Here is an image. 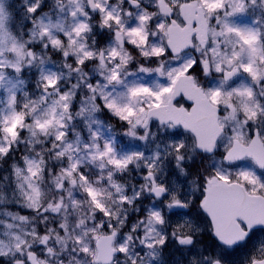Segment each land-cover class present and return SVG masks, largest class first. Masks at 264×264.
Wrapping results in <instances>:
<instances>
[{
	"label": "snow or ice",
	"instance_id": "6c2138e0",
	"mask_svg": "<svg viewBox=\"0 0 264 264\" xmlns=\"http://www.w3.org/2000/svg\"><path fill=\"white\" fill-rule=\"evenodd\" d=\"M0 264H264V0H0Z\"/></svg>",
	"mask_w": 264,
	"mask_h": 264
}]
</instances>
